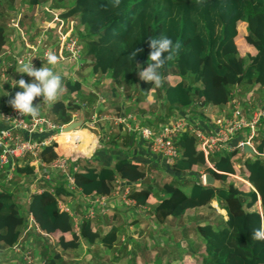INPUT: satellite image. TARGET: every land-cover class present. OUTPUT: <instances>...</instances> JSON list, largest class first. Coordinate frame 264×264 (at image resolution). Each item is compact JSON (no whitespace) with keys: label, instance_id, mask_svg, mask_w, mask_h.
Returning a JSON list of instances; mask_svg holds the SVG:
<instances>
[{"label":"trees","instance_id":"16d2710c","mask_svg":"<svg viewBox=\"0 0 264 264\" xmlns=\"http://www.w3.org/2000/svg\"><path fill=\"white\" fill-rule=\"evenodd\" d=\"M10 1L14 0H5ZM27 1L31 6L41 3V0ZM52 1L55 7L62 6L59 14L64 19L63 29L70 19L76 20L75 32L82 43L83 66L89 68L91 75L108 74L111 95L119 85H131L136 78L139 80L135 88L149 91L153 87V84L139 78L138 71L139 67H147L151 51L149 38L160 36L181 44L179 54L160 70L165 82L157 87L156 94L161 93L167 109L172 106L186 108L203 119L213 121L227 106L222 100L229 99L232 89L241 84L264 85V0H120L117 7L113 6V0ZM2 18L0 11V40L6 37ZM135 48H142L143 52L130 60L129 54ZM67 61H59L53 68L65 79L67 92L72 93L80 90L81 82L71 81L73 71L64 67V71L56 69L60 62ZM201 79L210 82V90L201 85ZM40 99L37 98L36 102ZM62 109L58 111L57 120L65 123L71 117ZM130 136L133 138L132 134ZM64 137L70 143L69 136ZM57 141L59 146L67 148L63 138L59 137ZM57 141L51 140L43 145L41 160L49 162L57 156L54 149ZM111 141H114V136ZM254 142L257 154L246 155L241 160L242 170L235 168L238 176L205 167L203 172H211L227 185L216 188L203 184L201 173L194 171L195 165L205 162L195 136L184 131L175 137L179 156L169 167L180 173L191 171L196 174V179L184 184L185 180L174 177L172 188H168L166 183L160 186L164 195L151 213L161 224L171 223L173 219L182 221L187 208H194L197 213H211L216 208L212 201L217 200L226 216L221 215L218 222L206 220L197 224L203 240V253H195L194 259L200 264H264V241L252 238L253 232L264 223V132H256ZM237 153L238 149L218 150L210 158L217 169L231 171L234 169L231 163ZM150 166L146 167L129 156L118 157L111 164L80 161L74 172L75 183L84 194L105 193L114 188L119 177L129 183L128 196L135 199L136 204H144L156 186L150 169L158 166ZM14 171L16 175L28 177L33 173L34 165H16ZM147 175L150 182L144 183ZM243 179L256 185L259 193ZM63 184L60 181L54 185L53 192L44 188L31 193L27 209L34 215L40 229L55 235L61 251L72 247L68 234L75 236L77 244L81 237L88 247L99 242L108 247L116 241L123 231L120 225H95L88 217L79 222L80 235L75 233L73 220L68 212L59 208L56 199L57 194L70 193ZM187 184H190L189 194L182 189ZM25 223L26 218L14 191L0 186V246L13 245ZM31 235L36 243L35 250L41 255V259L32 264H69L62 261L59 250L43 243L42 233L29 231L28 236ZM180 242L175 245L177 249ZM188 243L190 247L185 253L193 256L191 243ZM125 250L126 247L119 248V252L129 258ZM176 253L174 259H181L178 250ZM126 264L135 263L128 261ZM153 264L177 263L155 258Z\"/></svg>","mask_w":264,"mask_h":264},{"label":"built area","instance_id":"2783aa9c","mask_svg":"<svg viewBox=\"0 0 264 264\" xmlns=\"http://www.w3.org/2000/svg\"><path fill=\"white\" fill-rule=\"evenodd\" d=\"M43 8L50 10L46 5ZM51 21H55L52 26L58 25L56 33L57 44L53 46L50 41L48 42V39H43V37L38 38L32 44L24 42L28 49L19 54L20 58H18V62L28 63L31 55L34 53L33 61L37 59L42 63L47 60V55L52 53L58 57V61L68 56L71 60H76L79 67L80 65L82 67L84 56L82 53V43L74 30L76 20L70 19L66 29H63L64 19L57 11V13L53 14ZM12 26L15 27L13 23ZM48 31L51 32V29ZM15 58L17 62V55ZM9 74L10 72H2V75L7 76L11 89H15L17 80L24 73L14 79ZM23 76L26 77L24 78L25 80L28 79L26 73ZM231 100V109L229 111L223 110L222 114L212 121L209 128L201 127L197 123L191 122L188 115H179L178 113L169 115L159 125L150 126L140 123L135 112L126 111L125 109L121 112L115 111V113L100 114L93 112L90 115V119H85V123L89 127V125H93L102 119H111L114 124L121 125L133 137L142 138L144 143L146 142L147 146H149L150 151L158 153L169 164L175 163V160L179 156L178 146L175 143L176 135L188 131L195 136L196 143L204 154L205 167L213 168L218 172L231 176H238L237 170L235 171L236 167L231 171L219 170L215 167L210 157L218 150L238 149L243 154V147L246 143L254 146V135L257 132L259 124L264 121V105H256L247 109L244 108L241 98H233ZM249 102L252 103L250 100ZM6 104L7 109L0 112V121L2 122L0 125V172H4L6 180H11L13 177L12 171L16 165L24 163L34 165L32 182L29 184L32 187V192H34L46 188L37 184L35 185L36 181L39 184L41 179L45 181L51 179V173L49 171H42V169L51 168L55 170L60 180L64 182V187L70 192L68 195H56L58 206L61 210L68 212L70 218L73 220V230L79 235L80 220L83 217L93 218L97 204L101 212L106 213L108 211L107 195L92 194L91 203L85 205L82 213L73 209L71 197L73 194L82 193L81 188L75 183L74 175V172L79 167L78 155L76 153L59 151L55 146L54 149L57 152V156L54 159L46 162L40 158V151L43 145L56 138L57 134L62 131L64 123L54 121L42 114H39L36 118L27 115L21 116L10 106L8 101ZM243 132L244 134H242ZM240 170H242V167ZM203 173H201V177ZM243 180L252 187L248 180ZM119 189H121L122 202L127 205H134L135 200L128 196L129 183L118 184L116 191ZM49 190L53 192L52 188H49ZM27 202H29V199L26 200ZM21 211L26 218L23 228L24 234L30 230H35L42 234L46 233L40 229L32 212L27 208H22ZM22 237L23 235L10 248L14 253L20 254L19 252H22L20 255H22L24 261L26 260L25 263L29 264L33 261L28 248L30 246L28 244L29 239L25 242Z\"/></svg>","mask_w":264,"mask_h":264},{"label":"crops","instance_id":"0c3cea01","mask_svg":"<svg viewBox=\"0 0 264 264\" xmlns=\"http://www.w3.org/2000/svg\"><path fill=\"white\" fill-rule=\"evenodd\" d=\"M42 2H46V4L42 5ZM47 4L48 5L50 4L53 8H60V7H55L54 6L55 4L53 3L52 0H48V2L41 0V3L35 5V7L36 6L37 7H39V6L43 7L44 5H47ZM59 10L62 11V9H59ZM59 10H57V11L60 12ZM36 16L37 15H35V17ZM35 17H34V20H35ZM36 25H37V23H36ZM3 33L6 34L5 29L3 30ZM10 38H14V40H11ZM50 43L53 46L57 44L56 35L55 36L53 35V38L50 39ZM7 44H10V45L12 44V46H14V49L16 51H18V54H19V52L25 51L24 42H22V40H20V35L16 30L15 31L13 30L12 32L8 31V34H6V37L4 39L0 40V45H2V46H0V48L3 47L4 45H7ZM22 66L23 65H14L13 66L12 72H11V78L14 79V78H16L22 74L19 72L21 70ZM39 67H41V66H39ZM46 67H52L53 68V66H46ZM82 67H84V66H82ZM212 74L213 73H211L210 76ZM70 78H71V81L78 80L81 82L80 90H76V91L72 92L71 96L70 95H63V93L66 94L65 90H66V84H67V83L65 84L63 82L64 83V91H63L59 101L56 102L54 105L50 106V105L44 103L42 101V98L38 102H36V103H39L40 109L41 108L45 109L44 112L43 111H42V113L39 112V114L44 115V113L47 112L46 110H48V112L51 111L56 117V116H58V111L63 108L62 112L67 111V113L70 114V117H71L69 119V121H70L71 119L77 118V116H79L80 110L84 106H87L89 109V112L86 113L85 118L90 119V115L93 112H99L100 113V112H103L106 110H112V109H114L118 112H121L123 109H125L124 108L125 106H127L129 104L132 105V103L135 102L139 106L141 105V107L143 109V111H141V113L142 112L151 113V114L155 113V114H153V115H155V117L153 116V119L151 120L152 122H149L150 125H159L160 123H163L169 115L174 114V113H178L179 115L183 114L185 116H187V115L191 116V118H190L191 122L197 123L198 125H200L201 127H204V128H209V126L212 124V121H209L207 119H203L198 113H193V110L189 111L186 108L179 109L175 106H172L170 109H167L165 107V103H164V100H163L160 92H158L156 94V91L154 92V91H151V89H150L148 92L144 93V92H142V88H140V87L135 88L134 87V85H138V80H139L138 78H136L135 82L132 83L131 85L124 84L125 87L123 86L122 88H121V85H119L116 88V91H114L112 95H111V90H110V84H107V83H110V78H109L108 74H106V73L101 74V75H98V74L91 75L89 73V68L84 67L79 72L73 71ZM98 82H104V84L98 85L97 84ZM4 83L0 84V112L7 109L6 103L12 96L15 95L16 91H22V89H20L18 86L15 89H11L9 84L6 85L7 84L6 83L4 85ZM200 83L203 87H206L209 90L211 89L209 81H205L204 79H201ZM96 88L97 89L100 88L101 95L99 93L94 94L97 91ZM257 90H260V91H262V93H264V85H262V86H260V85H243V84L238 85L235 89H232L231 96L229 97V99L227 101L222 100V102H224V103L226 102L225 104H227V106L222 109V112H223V110L229 111L231 109V101H232L231 99H233V98L239 99L240 97H242L245 94H246V97L248 95L247 98L249 99V97L252 96V94H255ZM79 93H81V94H79ZM246 97H244V99H246ZM155 103H161V108L163 107V110L160 108H158L156 110V108L153 106V104H155ZM262 105H264V102ZM147 120L150 121V119H147ZM97 123L98 122H96L95 125H89V127L102 129L101 132H99V134H95L94 132H93L94 134H92L91 132L87 131L90 134H92L93 136H95V143L96 144L93 146V148L87 154L77 153V155L83 156V157H79V159L82 158L86 162L95 163V164H99V165L100 164H111L114 162V160L116 158L121 157V156H129L132 159L140 161L145 166L146 165L148 166L150 163H152V165H157L159 162H163V163L167 162L161 156H158V155L152 153L150 150H148L144 143L143 144L138 143V141L136 139H134V137L132 138L130 136V133H126L124 131V129L121 125L111 124L110 127L108 128L107 125H105L103 122H101L99 124H97ZM151 123H153V124H151ZM1 124H2V122L0 121V125ZM96 125H98V126L96 127ZM89 127H88V129L90 130ZM82 131L83 130H81L79 132H82ZM242 134H244V132ZM113 136H114V141H111ZM105 137L110 138L109 143L102 144L103 142H106ZM80 148H82V147H80ZM253 148L256 152L255 146H253ZM148 155H151L153 159L149 160V157L147 159L146 156H148ZM248 155H251V154H248ZM244 156H245V154L244 153L242 154L239 151V153H237V156L235 157V158H238V159H236L237 161H233L231 163L233 167L237 168V170L238 169L240 170V168L243 167V164H242L243 162L241 160L244 159ZM79 162H80V160H79ZM147 163H149V164H147ZM163 165H162V167H163ZM238 167H240V168H238ZM34 168H35V166H34ZM204 169H205L204 164L203 165L200 164L198 166L195 165L194 171L199 172V173H203ZM42 171H49L51 173L52 177L47 182L45 181L46 183L44 182V184L41 183V182H43L44 179H41L39 186L46 187L48 189L49 188L53 189L54 185L60 183L61 180L59 178L58 173L55 170H52L51 168H44V169H42ZM167 172H168V174H170L171 178L173 177V179H174V177H176L177 179L185 180L184 184H186L187 181L192 182L193 179H196V174L191 172V171H188V170H186V172L180 173V172H178L177 169L169 167ZM167 172L165 171V173H167ZM12 173L14 176L15 171H12ZM33 173H34V171H33ZM33 173L31 175H29L28 177H25V179L28 178L29 180H31ZM5 176L6 175L4 174V172H0V180H2V179L6 180ZM6 181H8V180H6ZM26 181L24 183L22 182L21 184L17 185L16 189L14 187L12 188L11 186L9 187L12 191H14V196H17V198H16L17 202H18V200L20 202V200L23 198L24 208H27L28 202L26 203V200L30 199V196L32 193V187L29 186V184L32 181H29L27 183H26ZM175 182H176V179H175ZM25 183H26V186H25ZM115 183L116 184L112 190L105 192V193H98V195L99 194L107 195L106 200L108 203L107 207L109 209H108L106 214L101 215L104 212H102V213L100 212L101 209L100 210L98 209L100 207L97 206L98 205L97 204L96 205L97 210L95 209L96 214L92 218V219H94V220H92L93 224L105 225L107 222L105 221V218H102V216L106 217V218L111 217L113 221H111L108 225H105V227H109L111 224H117V225H120L121 227L125 226L128 229V231H126L122 227L123 231H125L122 234L129 233V230H133V229H136L138 227H143L144 233L146 234L145 229L150 228L149 225L151 224V222H149L150 224L147 225L146 223L148 221H146L145 219L151 218V221H152L153 216H152L151 211L153 210L155 205L160 201V199L163 197L164 190H161L160 186L157 184L155 186V189L149 195V197L147 198V200L144 204L138 205L135 203L134 205H127L124 203L127 206V207H125V206H122L121 189L116 191V186L118 184H121V185L127 184L128 181H125L124 179L117 177L115 180ZM250 183H251L253 189H255L257 191V193H259L256 185H254L252 182H250ZM137 185H138V182H137ZM24 189H25V191H24ZM182 189L187 194H189L190 193V184L183 186ZM61 194H63V193H61ZM92 194H96V193H93V192L90 194L76 193L75 197H73V196L71 197V201L79 203V204H82L83 202H85L86 204H89V203H91V200L93 198ZM212 205L214 207L220 209V211L223 210V208L221 210V208L218 206L217 200H215V199L212 201ZM191 211H194V208H187L183 217H182V221H176L174 223V225H176L177 228L182 226V225H184V228H185L186 225H189V222L185 218V216L187 214H189V212H191ZM222 212H224L223 216L225 217L226 211L223 210ZM204 214H206V213H204ZM115 220H117V221L119 220V222L117 223ZM163 225H167V224L163 223ZM173 228H174V226L172 228L168 229L169 232L174 230ZM164 231H166V229H164ZM28 233L29 232L24 234L23 229H22V232L20 234V237L24 234V237H22V238H23V241H25V242H26V240L29 239ZM183 234H184V230L182 232V235ZM184 236H185V234H184ZM127 238H129V236H127ZM173 242L175 243V240ZM175 245L176 244H174V246L170 245L169 247L172 248L173 251H175V250L177 251V247ZM10 246H0V250L8 251V252H10V254H12V253H14V251H11ZM91 248H93V245L90 246V249ZM164 258L166 259V257H164ZM10 259H11L10 257L7 258V260L5 259V262H7L5 264H13V261H11Z\"/></svg>","mask_w":264,"mask_h":264},{"label":"rangeland","instance_id":"374dc122","mask_svg":"<svg viewBox=\"0 0 264 264\" xmlns=\"http://www.w3.org/2000/svg\"><path fill=\"white\" fill-rule=\"evenodd\" d=\"M44 1L48 2V0H44ZM65 2H70V1L65 0ZM43 4H46V2H42V5ZM46 6H48V8L50 10H46L45 8H43L41 6H39V7H37V6L35 7V5L31 6V5H29L27 0H14L13 2H11V1L5 2V0H3L2 2H0V11H2V15H3L2 24L4 26V29L6 30V34H8V31L12 32L13 30L14 31L16 30L17 32L20 33V40H22V42H27V43L32 44V42L36 41L38 38H41V37H43V39H48V42H49L50 39L53 38V35L54 36L56 35L57 28H58V25L52 26L55 23V21H51L52 16H53V14L57 13V10L62 9V6H60V8H53L50 4L49 5L47 4ZM35 15H37V16L35 17ZM34 17H35V20H34ZM12 23L14 24L15 27L12 26ZM36 23H37V25L38 24L39 25L37 26ZM50 29L52 32L48 31ZM74 30H75V27H74ZM10 39L14 40V38H10ZM0 46H2V45H0ZM24 46H25V51H26L28 48L26 47L25 44H24ZM20 53H22V52H19V54ZM19 54H18V51H16L14 49V46H12V44L11 45L7 44V45H4L3 47L0 48V84L5 82L4 85L6 83H7L6 85H8V82H9L7 76L2 75V72H6V73L10 72L9 75L11 77V72H12V68L14 65L26 64L24 62H18V58H20ZM16 55H17V62H16V58H15ZM33 58L34 57L32 54L29 60H31L33 65L37 68L39 66H42L43 64L45 66H53V65H49L47 63V60L41 63V61L37 60V59L35 61H33L34 60ZM64 59H68V61L67 62H60V67H58L56 69L61 70V71H64V69H65L67 71L79 72L80 70H82L84 68V67H81V65L79 67L77 61L74 59L71 60L68 56L65 57ZM64 59H62L61 61H63ZM67 63H68V65H67ZM62 67H64V69ZM53 70H55V69L53 68ZM23 75L21 77L26 78ZM31 79H32L31 77H28V79H26V81L31 82ZM62 79L64 82L65 79L64 78H62ZM97 84L103 85L104 82H98ZM107 84L111 85V83H107ZM156 89H157V87L155 85H153V87L151 88V91L155 92V91H157ZM96 90L97 91L94 94L99 93L101 95L100 88H98V89L96 88ZM65 91H66V94L63 93V95H70L71 96V93H68L67 90H65ZM142 92L146 93L148 91H145L144 89H142ZM79 94H81V93H79ZM244 97H246V94L240 98H241V102H242L244 108H247V109H250L251 107L256 106V105H262L264 102V93H262V91H260V90H257L255 94H252V96L249 97V99L252 103L249 102V99L247 98L248 95H247L246 99H244ZM153 106L156 108V110L158 108L163 110V107L161 108V103H155V104H153ZM124 108L126 111L135 112L137 119L138 120L140 119L139 120L140 123H143L146 125H150L149 122H152L151 120L153 119V116L155 117V115H153L155 113H152V114L151 113H145V112L141 113V111H143L141 105L139 106L135 102H133L132 105L129 104V105L125 106ZM83 110L85 111V113L89 112V109L87 106H84ZM42 111L44 112L45 109L41 108L39 112L42 113ZM46 111L47 112H45L44 115L48 116L49 118H51L54 121H58L57 116L55 117V115L51 111L50 112H48V110H46ZM115 111L116 110H114V109L106 110V111L100 112V114H104V113H108V112L115 113ZM116 112H118V111H116ZM190 118H191V116H189V120H190ZM147 119H150V121ZM101 122H103L105 125H107L108 128L110 127L111 124H114L111 119H102V120L98 121L97 124H99ZM151 124H153V123H151ZM83 125H85L86 127H82V129L90 131L91 133L94 132L95 134H99V132H101V130H102V129L89 127L90 129L93 130V132H92L91 130L88 129V124L84 123ZM93 125H95V123ZM114 125H116V124H114ZM97 126L98 125H96V127ZM124 131L126 133H129L125 129H124ZM257 132L259 134L264 132V121H262L259 124ZM78 133H80V132L76 131L72 135L78 134ZM61 138H63L64 142L67 144V141H66V138L64 137V135H62ZM73 138H74V136H73ZM55 139H57V138H55ZM55 139H53V140H55ZM79 139H82V138L80 137ZM105 139H106V142H103V143L101 142L102 144L109 143L110 138L105 137ZM134 139H136L138 141V143H141V144L144 143V140L142 138L140 139L139 137L138 138L134 137ZM55 141H57V140H55ZM93 143H94V141H89L88 146H91ZM144 144L147 147V149L150 150L149 146H147V143L145 142ZM67 146H68V144H67ZM56 147L59 151H62L59 149L58 142H57ZM68 148H69V146L66 149L65 148H62V149L67 150ZM82 148H85V147H82ZM66 152H68V151H66ZM154 154H156V153H154ZM74 155H76V154H74ZM156 155H158V153ZM78 157H83V156L78 155ZM148 157H149V160L153 159L151 155L146 156L147 159H148ZM236 159L237 158H233L232 162L237 161ZM79 160L84 161V159H82V158ZM164 163L159 162L156 165V166H158L157 168L150 169V175L153 177L155 185L158 184L159 186H162L164 183H166L168 188H172L173 185L171 184V181L173 180V177L171 178L170 174H168V172H167V170L169 169V165L171 166V164H169L168 162H164ZM147 164H149V163H147ZM150 165H152V163H150L148 166L151 167ZM162 165H163V167H162ZM148 166L146 165V167H148ZM170 168H172V167H170ZM165 171L167 173H165ZM24 177L25 176H19V175H16L14 173V176L12 177L11 180H8V181L3 180V179L0 180V185L3 187H8V188L10 186L12 188L13 187L16 188L17 185L21 184L22 182L24 183L28 179V178L24 179ZM51 177H52V175H51ZM29 181H31V180L28 179L26 181V183ZM44 182H45V180H43V182H41V183L44 184ZM46 182H47V180H46ZM26 183H25V186H26ZM35 184L39 185L38 181H36ZM15 198H17V196H15ZM18 204L20 205L21 209L24 208L23 198L20 200V202L18 200ZM85 205H86L85 202H83L82 204L72 202L73 209H75L76 211H78L80 213H82L83 210L85 209ZM122 206L127 207L123 202H122ZM98 209L100 210V208H98ZM221 210H222V208H221ZM222 211H220V209H218V208H215V210L211 213L206 212V214H204V213L201 214L200 212L197 213L195 211H191V212H189V214H187L185 216V218L189 222V225H186L185 228H184V225L177 228L176 225H174L175 219H173L171 221V223H165L167 225H163V223L162 224L158 223L154 218L152 219L153 222L151 221V218H146L145 220L148 221L146 223L147 225H149L150 224L149 222H151V224L149 225L150 228L145 229L146 234L144 233L143 227H138L136 229L129 230V233H124V234H122V233L125 231H121L118 239L116 241H114L108 247L102 243H96V244H93V248L90 249V246L89 247L85 246V243L82 242L81 237H80L79 244H77V239H75V236H73L72 234H68V237H67L68 240L70 241V243L72 244V247H69V249L64 250V251H61L60 248H58L55 235H52L49 233H43L42 234V241H43V243H45L47 245L53 246L54 249L59 250L61 253V256H62V258H61L62 261L68 262L69 264H105V263L106 264H126L128 261L134 262L135 264H153V259L155 257L161 258L162 260H164L165 259L164 257H166L167 260H172L173 263H177V264H200L199 262H197L194 259L195 253L197 255L203 253V240L199 235V231L197 229V224L202 223L206 220L218 222V220H220V218H221V215H223V213H224ZM106 213H102L101 215L106 214ZM102 218H105V221L107 222L105 225H108L111 221H113L111 217L106 218V217L102 216ZM92 220H94V219H92ZM115 221L117 223L119 222V220L118 221L115 220ZM105 225H103V226L105 227ZM173 226H174V228H173L174 230L169 232L168 229L172 228ZM123 228L126 231H128V229L125 226ZM164 229H166V231H164ZM183 230H184L185 236H184V234L182 235ZM30 231H34V230H30ZM127 236H129V238H127ZM23 237H24V234H23ZM29 237H28L29 238L28 244H30V246L28 248L30 250V255L32 257V260L33 261L40 260L41 255L39 254V252H37L35 250L36 249V243L34 242L32 235ZM182 239H186L188 242L191 243L190 253L193 256L186 254L185 253L186 248L182 247L181 244H178L179 247L177 250L180 253L179 256L182 255V258L179 260H175L174 258H175V255H177V253H176L177 251L176 250L173 251L172 248H170L169 246L170 245L174 246V244H177V241L180 242ZM174 240H175V243L173 242ZM120 247H126L125 251H126L127 255L130 256L129 258L124 256L123 253L119 252ZM189 247H190V245H189ZM19 253L22 254V252H19ZM20 254H18V253L10 254V252H8V251L0 250V264L7 263V262H5V259L7 260V258H9V257L11 258L10 260L13 261V264H26L27 263V262L25 263L26 260L24 261L22 258V255H20ZM33 261H32V263H33ZM101 261H102V263H101ZM32 263H29V264H32Z\"/></svg>","mask_w":264,"mask_h":264},{"label":"clouds","instance_id":"9594fccd","mask_svg":"<svg viewBox=\"0 0 264 264\" xmlns=\"http://www.w3.org/2000/svg\"><path fill=\"white\" fill-rule=\"evenodd\" d=\"M199 2V0H198ZM120 0H113V6L117 7ZM149 47L151 49L148 56L147 67H139V78L144 81L161 87L165 82V78L161 73V69L168 61H171L179 54L181 44L179 41L173 40L167 36L159 38H149ZM143 52L142 48H135L130 54L129 59L134 60L136 55ZM47 63L56 65L58 57L55 54L47 55ZM26 73L31 77V82L26 81L23 77L17 80V85L22 91H16L8 103L21 116L27 115L33 118L39 115V103H36L37 98H42V101L48 105H54L59 101L63 91L64 83L62 76L56 73L52 67L41 66L35 67L31 60L24 64L19 71ZM254 240L264 241V223L261 227L253 232Z\"/></svg>","mask_w":264,"mask_h":264},{"label":"water","instance_id":"95a60500","mask_svg":"<svg viewBox=\"0 0 264 264\" xmlns=\"http://www.w3.org/2000/svg\"><path fill=\"white\" fill-rule=\"evenodd\" d=\"M85 113L83 108L80 110L79 116L77 118L71 119L70 121H68L67 123H64L62 125V131H68V130H75L77 128H80L83 126V124L85 123ZM243 152L245 155L251 154V155H256L257 152H255L254 148L252 145H250L249 143H246L243 147ZM144 183H149L150 182V176L147 175L144 179H143ZM202 183L205 185H211L213 187L216 188H221V187H226L227 185L221 181L220 179H218L217 177H215L211 172L209 171H205L202 175ZM181 246L184 248H188L189 247V243L186 239H182L180 242Z\"/></svg>","mask_w":264,"mask_h":264},{"label":"bare ground","instance_id":"6f19581e","mask_svg":"<svg viewBox=\"0 0 264 264\" xmlns=\"http://www.w3.org/2000/svg\"><path fill=\"white\" fill-rule=\"evenodd\" d=\"M83 130L82 127L77 128L75 130H68V131H61L57 134L56 138L58 139L59 137H62V135H68L69 139H70V143H68L67 139V144L69 146V148L67 150H63L61 146H59V149L64 151L65 153H82V154H87L89 153V151L93 148V146L96 144L95 143V136H93L92 134H90L89 132H87V130H83L82 132L78 133V134H74L72 135L74 132L76 131H81ZM66 132V133H65ZM74 136V138H73ZM78 137V138H77ZM82 139H79V138ZM88 140V141H87ZM89 141H94V144H92L91 146L89 145ZM66 144V145H67ZM67 146V147H68ZM85 147V148H80V147ZM88 146V147H87ZM79 147V148H78ZM68 151V152H66Z\"/></svg>","mask_w":264,"mask_h":264}]
</instances>
